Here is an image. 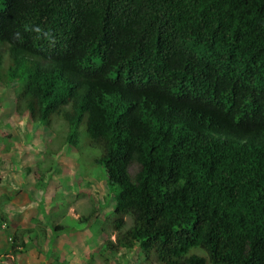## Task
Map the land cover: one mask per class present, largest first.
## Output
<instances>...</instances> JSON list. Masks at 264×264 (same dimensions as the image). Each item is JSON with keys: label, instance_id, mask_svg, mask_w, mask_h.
Returning a JSON list of instances; mask_svg holds the SVG:
<instances>
[{"label": "trees", "instance_id": "obj_1", "mask_svg": "<svg viewBox=\"0 0 264 264\" xmlns=\"http://www.w3.org/2000/svg\"><path fill=\"white\" fill-rule=\"evenodd\" d=\"M13 80L18 114L58 116L66 143L81 130L99 150L115 200L104 254L264 264V0H0Z\"/></svg>", "mask_w": 264, "mask_h": 264}, {"label": "rangeland", "instance_id": "obj_2", "mask_svg": "<svg viewBox=\"0 0 264 264\" xmlns=\"http://www.w3.org/2000/svg\"><path fill=\"white\" fill-rule=\"evenodd\" d=\"M20 85L0 83V206L10 219L8 227L0 224V264H155L144 262L137 246L116 256L102 252L116 231L108 220L115 200L95 163L99 150L81 130L77 146L66 143L67 125L58 116L33 126L28 113L18 114ZM125 221L126 229L131 219ZM23 229L31 230L25 247H10Z\"/></svg>", "mask_w": 264, "mask_h": 264}]
</instances>
